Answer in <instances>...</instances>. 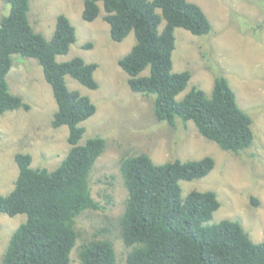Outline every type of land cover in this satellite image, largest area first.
<instances>
[{
    "label": "trees",
    "instance_id": "1",
    "mask_svg": "<svg viewBox=\"0 0 264 264\" xmlns=\"http://www.w3.org/2000/svg\"><path fill=\"white\" fill-rule=\"evenodd\" d=\"M4 1L10 12L0 21V117L29 108L9 89L13 56L35 59L57 103L52 125L68 127L71 148L52 172L33 169L28 154L15 156L19 174L12 192L0 195V213L22 214L26 221L11 236L2 264H72L71 253L80 238L76 219L87 210L101 209L92 197L90 179L105 141L92 138L81 144L85 134L81 123L95 114L96 106L87 96L70 91L65 78L95 90L97 65L79 57L62 63L56 60L76 41L75 28L66 16L57 18L48 41L29 22L32 0ZM100 4L114 42L135 35V46L118 63L128 74L133 92L154 97L157 121L173 124L176 117L184 123L192 121L204 138L227 152L237 154L253 145L252 120L237 105L225 77L215 79L209 96L194 87L177 100L191 74L173 72L175 29L208 35L212 26L200 6L188 0H86L85 22L99 17ZM146 69L149 74L143 75ZM214 167L210 157L160 165L147 154L121 159L119 171L127 198L116 231L129 249L126 264H264V242H252L240 223L210 224L220 207L214 192L194 191L182 197L181 181L204 178ZM107 232L110 229L97 231L80 245L78 264H116L114 245L103 235Z\"/></svg>",
    "mask_w": 264,
    "mask_h": 264
},
{
    "label": "rangeland",
    "instance_id": "2",
    "mask_svg": "<svg viewBox=\"0 0 264 264\" xmlns=\"http://www.w3.org/2000/svg\"><path fill=\"white\" fill-rule=\"evenodd\" d=\"M86 0H32L29 22L37 33L52 39L57 18L66 16L76 31V41L69 52L57 56L59 63L82 58L95 63L94 78L98 88L90 90L70 76L65 78L70 91L90 98L95 114L81 123L84 144L92 138L105 141V151L91 173L92 197L99 210H87L76 219L80 233L71 253L78 264L82 243L97 232L103 233L115 248L116 264H126L129 252L116 231V220L123 214L127 191L119 166L124 156L147 154L157 164L199 161L210 157L214 169L204 178L181 181L182 197L189 193L214 192L220 202L210 224L223 220L241 224L252 242H264V0H188L201 7L212 30L196 36L175 29L173 72H190L187 88L177 100L194 87L208 96L217 77H225L234 91L237 105L252 120L253 145L237 154L222 150L204 138L192 121L176 117L173 124L159 122L154 112V97L133 92L129 76L119 66L136 44L134 33L122 42H114L110 27L103 20L104 11L93 22L82 18ZM10 6L0 0V21ZM158 13H161L158 10ZM162 22L160 29L164 27ZM90 46V47H88ZM149 74L146 69L143 75ZM10 92L23 98L28 109L8 111L0 117V195L14 189L19 168L17 154L32 157L33 169L56 170L70 150L67 126L54 128L57 111L51 86L35 59L13 56L7 76ZM26 221L25 215L9 217L0 213V264L11 236Z\"/></svg>",
    "mask_w": 264,
    "mask_h": 264
}]
</instances>
